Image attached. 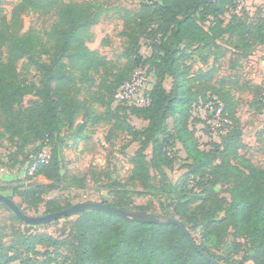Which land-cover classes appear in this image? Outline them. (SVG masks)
<instances>
[{"label": "trees", "instance_id": "trees-1", "mask_svg": "<svg viewBox=\"0 0 264 264\" xmlns=\"http://www.w3.org/2000/svg\"><path fill=\"white\" fill-rule=\"evenodd\" d=\"M236 7V0H139V10L124 19L119 34L126 42L123 50L126 63L116 70L118 75L114 77L116 81L112 85L110 103L105 107L108 112L117 89L136 69L146 68L155 78L149 92L150 104L144 108L117 106L115 110L111 108V112L122 118L118 112L127 111L129 115L146 121L147 125L136 129L117 120L108 136L115 137L117 131L123 130L131 137V142L137 143L136 150L127 158L131 166L127 182L146 192L152 189L150 168L160 173L166 199L176 203L172 206V213L184 218L179 222L190 236L192 231L199 229L202 241L198 245L204 252L222 264H231V256L242 257L239 264H264V154L261 168L238 154L241 125L228 104L224 105V113L231 126L221 137V143L213 144L211 150H200L189 128L193 122L192 106L204 101L208 92L220 96L211 85L215 69L193 73L189 63L193 55L211 50L216 63L224 56L219 53V42L225 39L224 43L235 56L248 59L256 46L264 45V17L259 16L248 24L240 19ZM53 8L58 9L57 20L46 39L34 31L21 32L22 13ZM105 12L103 4L95 2L18 0L9 19H0V137L7 134L24 146L32 144L24 152L20 165L29 162V156L36 155L44 141L50 149V159L46 164L36 166L31 178L42 176L54 182L65 177L61 174L63 159L59 150L52 147V138L63 129L71 130L79 110H86L89 106L61 93L62 60L71 59L79 70L82 67L96 68L93 63L95 55L80 43V36L96 25ZM140 34L151 43L150 55L146 58L139 53ZM35 56L53 59L47 65ZM23 59H28L42 75L37 85L19 80L17 63ZM202 59L206 61L207 57ZM236 67L238 65L234 64L231 68ZM167 78L172 81L169 90L164 87ZM53 83H59L58 87L55 88ZM26 96L36 97L38 103L31 109L20 111ZM97 102L103 107L102 102ZM86 113L83 124L77 126V133L108 117V113L92 117L89 109ZM75 138L79 139V136ZM176 145L185 155L186 182L192 185L190 190L178 191L180 187L171 184L162 169L176 158ZM148 148H151L150 161L146 158ZM112 175L114 179L109 184L114 197L104 205L146 214L141 207L132 205L127 197L126 182L119 179L113 169ZM217 187L225 188L227 197L221 196ZM30 189L19 196L43 193L39 187ZM7 198L13 201L11 196ZM40 203L45 215L71 207V203L61 206L54 199L41 200ZM197 203V213H188L190 206ZM15 204L25 214L19 204ZM0 206L11 212L3 203ZM10 214L13 221L27 228L36 227L26 225L12 212ZM72 216H77L74 230L80 244L72 264H210L175 225L139 224L99 211H85L62 219ZM229 233L234 240L228 246L230 257L221 260L215 249L223 246ZM7 237V233L0 229V264H44L34 259L38 254L37 247L48 242L56 245L44 235L31 233L19 234L18 239L5 245ZM184 246L189 250L187 254L183 252ZM244 247H247L245 252Z\"/></svg>", "mask_w": 264, "mask_h": 264}, {"label": "rangeland", "instance_id": "rangeland-1", "mask_svg": "<svg viewBox=\"0 0 264 264\" xmlns=\"http://www.w3.org/2000/svg\"><path fill=\"white\" fill-rule=\"evenodd\" d=\"M18 0H0V19H9L14 5ZM62 3L68 2H92L103 4L106 11L100 16L98 23L92 26L80 36V43L94 53L93 63L95 69L82 67L79 70L77 64L71 59L62 60L61 93L68 95L77 101H82L89 106L91 116H99L108 113L102 121L97 124L85 127L83 132L77 133V126L83 124L87 117V110H79L71 130L63 129L57 137L51 141L52 147H56L62 156L61 174L64 179L50 182L42 176L33 177L26 169L27 162L20 163L24 159V152L32 144L22 145L21 141L12 138L7 134L0 137V194L11 196L13 201L21 207L23 212L32 217L44 216L46 214L41 200L54 199L61 206L66 203L77 204L81 202H96L108 204L114 197L111 190L110 180L114 179L112 169L117 177L126 182L128 189L127 197L134 207H141L146 214L153 215L159 219L166 220L174 218L184 221L172 213V206L175 202L166 199V192L163 190V179L160 173L150 168L151 186L149 191H143L138 185H131L127 182L129 170L131 168L128 159L137 148V143L131 142V137L122 131H117L115 137L110 135L114 123L130 124L136 129H142L147 125L146 121L131 116L126 112H118L122 118L111 112L116 109V105L111 104L108 112L105 105L110 103L111 89L115 80L116 70L123 68L126 59L123 57V50L126 42L119 34L123 30L124 19H128L139 10V0H57ZM236 12L240 19L248 24L255 21L259 16L264 17V0H237ZM58 9H41L39 11L22 13L21 32L34 31L41 38L47 37L52 25L56 23ZM229 20V14L225 16V21ZM225 39L219 43L224 56L214 63V54L210 50L200 51L193 55L189 61L192 65L193 73L197 71H209L215 69L213 85L215 93L208 92L205 97L215 96L224 105L228 104L239 120L241 125L240 145L238 154L252 162L256 167L263 165L264 154V45L256 46L255 51L248 59H240L235 56L232 50L227 47ZM151 43L142 34L139 37V53L143 58L150 55ZM218 52V51H217ZM207 57L206 61L202 58ZM36 59L47 65L51 64V57L35 56ZM238 67L232 69V65ZM18 78L24 84L37 85L41 74L38 69L31 64L28 59H23L17 63ZM148 85L155 82L154 75L147 74ZM171 79L164 80V87L171 88ZM59 84V83H58ZM53 83L55 88L58 87ZM102 88V89H101ZM102 102L103 105L97 102ZM38 103L34 96H26L22 102L20 111L31 109ZM120 118V119H119ZM189 128L193 133L198 148L202 151H209L213 144H220L221 137L212 136L207 123L199 116L191 115ZM1 123V122H0ZM2 129L0 127V133ZM88 132L90 134H88ZM79 136L78 138H75ZM131 139V140H130ZM176 158L168 166H163L167 180L176 185L178 191L182 189L190 190L191 186L186 182L188 169L186 168L185 155L179 145L175 146ZM151 148L146 151V158L150 161ZM84 176V178H82ZM39 187L43 193L33 196H19V193L31 191L30 188ZM221 196L227 197L225 188H216ZM177 193H180L178 192ZM177 195L174 196V198ZM190 212L197 213L199 203L190 206ZM11 212L0 206V229L7 233L5 245L9 241L18 239L19 234L31 233L44 235L56 245L48 242L37 247L38 254L34 256L40 263L44 264H72L79 253L80 244L76 239L74 223L77 216L68 219H60L47 225L27 228V226L13 221ZM191 236L197 244L202 241L199 229L191 232ZM234 242L232 233L226 237L222 247L215 249L220 259L230 257L228 248ZM241 243H243L241 241ZM247 247H244V252ZM183 252L188 253L187 246L183 247ZM243 260L240 256H231V264H239ZM14 264V263H13ZM222 264V263H221ZM245 264H250L246 262Z\"/></svg>", "mask_w": 264, "mask_h": 264}, {"label": "built area", "instance_id": "built-area-1", "mask_svg": "<svg viewBox=\"0 0 264 264\" xmlns=\"http://www.w3.org/2000/svg\"><path fill=\"white\" fill-rule=\"evenodd\" d=\"M147 74L146 68L136 69L130 79L117 89L113 97V103L116 107L144 108L150 104L149 92L152 86L148 85ZM191 114L199 116L200 119L207 123L212 136H224L231 126L230 119L224 113L221 100L215 96H208L204 101H199L194 104L191 109ZM49 159L50 149L47 146V141H44L36 155L29 156L30 161L26 165L28 173L32 175L36 166L46 164Z\"/></svg>", "mask_w": 264, "mask_h": 264}, {"label": "water", "instance_id": "water-1", "mask_svg": "<svg viewBox=\"0 0 264 264\" xmlns=\"http://www.w3.org/2000/svg\"><path fill=\"white\" fill-rule=\"evenodd\" d=\"M0 203L6 205L17 218L23 221V223H25L26 225H33V226L48 224L53 221L60 220L64 217H68L85 211H99L139 224H153V225L172 224L178 227V229L181 231L185 239L190 243V245L195 249V251L201 255V257H203L210 264H221L218 261L214 260L206 252H204L195 242L193 237H191L188 234V232L182 226V224L176 219L169 218L166 220H162L153 215L129 212L96 202H81V203L73 204L71 205L70 208L64 209L56 213L47 214L44 216L32 217L23 214L12 200H10L9 198H7L2 194H0Z\"/></svg>", "mask_w": 264, "mask_h": 264}, {"label": "crops", "instance_id": "crops-1", "mask_svg": "<svg viewBox=\"0 0 264 264\" xmlns=\"http://www.w3.org/2000/svg\"><path fill=\"white\" fill-rule=\"evenodd\" d=\"M88 134H90L89 132H88ZM129 163V162H128Z\"/></svg>", "mask_w": 264, "mask_h": 264}]
</instances>
